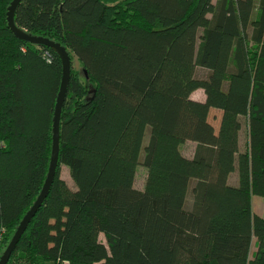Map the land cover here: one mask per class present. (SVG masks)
<instances>
[{
	"label": "trees",
	"instance_id": "obj_1",
	"mask_svg": "<svg viewBox=\"0 0 264 264\" xmlns=\"http://www.w3.org/2000/svg\"><path fill=\"white\" fill-rule=\"evenodd\" d=\"M10 1L0 0L2 251L48 170L62 70L54 49L14 35ZM14 21L59 41L71 69L55 174L6 264H264L252 205L264 198V0H20ZM210 107L221 109L216 130Z\"/></svg>",
	"mask_w": 264,
	"mask_h": 264
},
{
	"label": "water",
	"instance_id": "obj_2",
	"mask_svg": "<svg viewBox=\"0 0 264 264\" xmlns=\"http://www.w3.org/2000/svg\"><path fill=\"white\" fill-rule=\"evenodd\" d=\"M19 2L20 0H11L9 5L7 6L6 19H7V24L10 27L11 31L14 33L15 36L19 38L28 40L33 43L44 44L54 49L60 57L62 70H61L60 85L57 92L56 101L54 104L53 116H52V143H51V153L48 164V170L46 172L42 187L39 193L37 194L35 200L19 220L16 229L14 230L12 236L7 242L5 248L1 252L0 264H6L12 250L15 247L16 242L18 241L20 235L26 228L31 217L34 215L37 208L44 200L49 190L50 184L53 180L58 162L60 112L66 95L67 84L71 69L70 56L68 54V51L59 41H55L47 36L31 34L15 23L14 11Z\"/></svg>",
	"mask_w": 264,
	"mask_h": 264
},
{
	"label": "rangeland",
	"instance_id": "obj_3",
	"mask_svg": "<svg viewBox=\"0 0 264 264\" xmlns=\"http://www.w3.org/2000/svg\"><path fill=\"white\" fill-rule=\"evenodd\" d=\"M73 66L74 67H78L79 64H78V61H77V58L74 56L73 58ZM198 70V73H201L202 72V69L200 67L197 68ZM195 96H197V93H193ZM193 95V96H194ZM210 118H211V115H210ZM212 121H214L213 119H211ZM215 126V130L217 129L218 127V122H212ZM147 137H148V127L145 129V134H144V137H143V141L144 143H146V140H147ZM246 140V129L244 126H242L241 130H240V146L241 148L244 149V142ZM195 147H196V142L193 141V140H186L184 141L181 145H180V149L182 151V153H184L185 155H192L193 151L195 150ZM234 174L230 175L231 176V180L233 179L234 176L237 177V173L236 171L233 172ZM145 175H146V168L144 165H142V163H139L136 167V171H135V177H134V185L137 187V188H142L143 185H144V181H145ZM60 176L67 182V184L70 186V187H75V184H74V181L70 175V172H69V169L66 165L64 164H61L60 166ZM186 196H187V204H190V200H191V197H190V190L189 188H187V192H186ZM255 203L257 201V198H261L263 199V197L261 195H255ZM255 207H256V204H255ZM101 238H103V235L101 234ZM254 248V245L252 246V249ZM1 252H2V249H1Z\"/></svg>",
	"mask_w": 264,
	"mask_h": 264
},
{
	"label": "crops",
	"instance_id": "obj_4",
	"mask_svg": "<svg viewBox=\"0 0 264 264\" xmlns=\"http://www.w3.org/2000/svg\"><path fill=\"white\" fill-rule=\"evenodd\" d=\"M193 93H195V94L197 93V96H195ZM191 96L193 98H195V99L203 100L205 98V93H204L203 88H201V87L196 88L195 90H193L191 92ZM210 115H211V118H210ZM220 116H221V109H219L217 107H210L209 115H208V119H209L210 122H218V124H219ZM211 119H213L214 121H212ZM193 154H194V151H193L192 155ZM192 155H190V157ZM186 156H189V155H186ZM232 174H234V173H231L230 175H232ZM229 182L231 184H236L237 183V177L234 176L233 179L231 180V176H230L229 177ZM254 196L255 195H253V197H252V203H253L252 205H253L254 210L257 213H260V214L264 215V198L263 199L257 198V201L255 203V197ZM255 204H256V207H255Z\"/></svg>",
	"mask_w": 264,
	"mask_h": 264
},
{
	"label": "built area",
	"instance_id": "obj_5",
	"mask_svg": "<svg viewBox=\"0 0 264 264\" xmlns=\"http://www.w3.org/2000/svg\"><path fill=\"white\" fill-rule=\"evenodd\" d=\"M46 56L48 57V55L46 54ZM6 233V228L4 225H0V250L4 241V236Z\"/></svg>",
	"mask_w": 264,
	"mask_h": 264
}]
</instances>
